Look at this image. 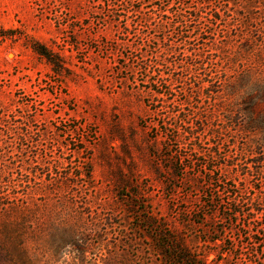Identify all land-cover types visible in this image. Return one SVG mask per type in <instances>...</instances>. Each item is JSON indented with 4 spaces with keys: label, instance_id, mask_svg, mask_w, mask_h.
Returning a JSON list of instances; mask_svg holds the SVG:
<instances>
[{
    "label": "rangeland",
    "instance_id": "1",
    "mask_svg": "<svg viewBox=\"0 0 264 264\" xmlns=\"http://www.w3.org/2000/svg\"><path fill=\"white\" fill-rule=\"evenodd\" d=\"M207 1L0 0V264H264V12Z\"/></svg>",
    "mask_w": 264,
    "mask_h": 264
},
{
    "label": "trees",
    "instance_id": "2",
    "mask_svg": "<svg viewBox=\"0 0 264 264\" xmlns=\"http://www.w3.org/2000/svg\"><path fill=\"white\" fill-rule=\"evenodd\" d=\"M222 5L220 6V8H217L213 14H211V18L214 21H220L222 18H224V10L223 8L226 9V12L228 15L235 16V17H240V18H244V19H249V20H254L256 12H264V0H259V2H256L255 0H237L238 2H236L235 0H218ZM205 4L208 3L207 0H205L204 2ZM227 16V15H226ZM182 18V16H179ZM195 19H200L196 17ZM179 25H183L185 22L179 20ZM169 26L170 28H172V26L169 23H164L162 22L160 24L161 28H165ZM34 52L43 60H45V62L50 66L51 70L53 71V73H55L56 75H63L64 73V62L61 58V56H59L57 53L53 52L51 49L45 47L44 45H38L34 47ZM200 58V57H199ZM258 97H262L264 98V87L258 86L256 85L254 87V89H252L250 95L248 96V103L251 105L254 104V102H256V99ZM178 244L175 248L177 250V254L175 255L176 259L180 260V264L182 263H188L189 261L192 263V261L194 260V258L191 256V254L188 252V250H186L185 245L183 244V242L180 240L178 241ZM166 249H170V246L167 245ZM176 252V251H175ZM168 252H166V257L169 255H173V254H167ZM168 256V257H169ZM193 264V263H192Z\"/></svg>",
    "mask_w": 264,
    "mask_h": 264
}]
</instances>
